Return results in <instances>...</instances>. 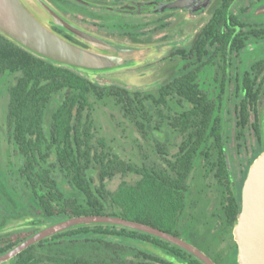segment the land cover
<instances>
[{
    "label": "trees",
    "instance_id": "trees-1",
    "mask_svg": "<svg viewBox=\"0 0 264 264\" xmlns=\"http://www.w3.org/2000/svg\"><path fill=\"white\" fill-rule=\"evenodd\" d=\"M223 8L215 11L189 50L200 67L205 63L208 46L213 58L227 55L235 45L232 33L221 31L226 15ZM178 53L186 55L183 49ZM199 70L186 69L159 87L157 95L129 91L118 84L99 85L80 71L39 57L0 33V78L12 76L6 112L9 140L20 158L18 175L36 210L57 220L82 214L118 215L179 235L188 181L198 156L209 162L211 154L216 153V175L227 190L231 184L224 156L222 96H211L201 87ZM106 96L115 100L140 131L151 121L153 108L162 114L168 110V124L182 135V140L171 155L161 146L165 165L131 164L97 137L91 98ZM254 100L251 95L249 103ZM172 102L181 104V109L171 112ZM246 105L243 100L242 124L248 117ZM254 130L260 133L256 123ZM128 172L136 176L133 182L123 180L116 189L108 188V180ZM232 200L230 225L235 224L241 205ZM35 231L0 238V254ZM116 239L148 242L150 248L158 245L185 260L175 262L143 251L135 264H204L196 257L186 258L182 248L156 236L107 224L57 232L28 246L8 264H43L45 259L51 264H110L122 254V246L112 241ZM66 244L83 246L85 251L80 255L64 252L61 246Z\"/></svg>",
    "mask_w": 264,
    "mask_h": 264
},
{
    "label": "rangeland",
    "instance_id": "rangeland-1",
    "mask_svg": "<svg viewBox=\"0 0 264 264\" xmlns=\"http://www.w3.org/2000/svg\"><path fill=\"white\" fill-rule=\"evenodd\" d=\"M24 1L50 25V17L42 10L36 0ZM43 1L61 15L60 10L52 1ZM94 11L96 10L91 11L87 9L86 12L79 13L82 18V21H78L81 24L79 25L87 31H94L92 32L94 35L112 44L129 48L131 52L128 55L133 60L130 65L111 71L96 73L81 71V73L99 85L118 84L121 87L127 88L129 91H140L154 95L158 94V88L161 85L182 72L180 57L173 55L171 51L175 48L188 50L195 33L205 23L209 13V10H207L206 13L191 16L184 12H173L165 18L167 26L163 29L160 28L159 24L155 23L157 19L154 21V16L125 17L124 19L132 21L135 24H137V21L142 24L140 29L136 28L135 34L139 37L138 41L130 42L123 36L117 37L114 33L107 32L108 29L106 28H102L99 32L95 33V27L91 25V18L88 15V13ZM98 12L101 13L100 11ZM100 15L101 17L99 18L104 20H109L113 17L104 11ZM150 20L155 25L145 27V23H148ZM257 51L263 52L264 46L259 47ZM216 70L217 65L213 63L202 65L199 70L201 87L209 95L214 97L219 91L217 82L219 75ZM11 81L12 76L8 74L0 78V238L17 233L35 231L58 219L47 218L36 210V206L29 192L18 175L17 169L20 158L10 143L6 121L9 98L8 88ZM260 88L258 111L262 119H264V84ZM91 102V112L96 126L97 137L102 138L108 149L118 153L121 158L131 164L137 166L155 164L157 166H163L165 164L159 152L161 146L163 145L166 153L171 155L177 150V146L182 140V135L168 124V119L166 118L168 110L166 109L163 110L164 113L162 114L159 113L157 107L153 108L151 111V121L144 126L143 131H140L128 117L123 115V112L112 97L106 96L102 99L92 97ZM170 109L171 112L179 111L181 104L172 102ZM225 110L227 112L224 115ZM220 114L225 117L226 122L224 132L225 136L228 137L226 144L227 151L230 155L228 163L230 162L229 164L232 166V169L228 168L229 179L233 186H236L237 183L238 185L240 183L238 171L235 169V166L237 168L240 167L238 158L241 155L248 157V164L246 162L242 164V167H245L243 171V178L245 179L246 168H249L251 162L262 152V147L254 145V135L250 128L241 130L239 141L234 138L236 129L233 118L232 98H229L226 104L224 97H221ZM156 129L159 131H156ZM255 147H257L256 150H254ZM215 159V155L210 157L209 162L202 156H198L195 159L194 168L188 181L189 188L186 209L182 217L183 223L188 221L187 216L197 209L200 210L202 208L207 215L211 212H219V201L222 199V183L214 172L215 167L213 162ZM135 178L136 176L132 172H128L125 175L117 174L107 181V186L110 190H114L121 181L133 182ZM183 226L182 237L180 238L189 239L191 241L189 243H193L194 246L205 253L211 254V256L214 255L216 246L223 245L219 237V232L212 233L213 226L204 225L202 232L195 235H193V232L191 233L193 230L191 226L184 224ZM112 241H116L122 246V254L118 260L111 259L110 264H135L138 261L137 257H141L139 253L143 251L152 254H155V252L163 254L159 248H152L150 250L148 244L132 243L118 239ZM71 247L67 244L62 245L61 250L64 252L70 251L79 255L83 253V250L85 251L83 246ZM154 250L155 252H153ZM233 257H235L234 254ZM1 264H8V261ZM43 264L51 263L45 259Z\"/></svg>",
    "mask_w": 264,
    "mask_h": 264
},
{
    "label": "flooded vegetation",
    "instance_id": "flooded-vegetation-1",
    "mask_svg": "<svg viewBox=\"0 0 264 264\" xmlns=\"http://www.w3.org/2000/svg\"><path fill=\"white\" fill-rule=\"evenodd\" d=\"M52 1L60 10L61 16L65 19L76 25L77 27L83 29L78 23L82 21L81 15L79 13H84L87 9L96 10L94 12L88 13L91 18V25L95 27V33L99 32L102 28L108 29L107 32L114 33L117 37H125L130 42L138 41L139 37L136 33V28L140 29L142 27L141 22L133 23L124 19L125 17H145V16H154L157 21L156 24L160 25V28L167 26L165 18L168 17L173 12H184L191 16H198L200 14L208 12V17L205 23L197 30L194 35L191 46L188 50L184 48H175L171 53L175 56L180 57V65L182 68V74L186 69L192 70L195 68L200 69V62L196 63V57L193 53L189 54V50L192 48L193 44L199 37L201 31L205 25L210 21L215 11L224 6V11L226 12L225 19L222 22L221 31L224 34L229 32L232 33V37L235 40V44L232 49L228 52L227 55L221 56L216 55L213 58H210L211 47L208 46V54L204 58L205 64L213 63L217 65L216 72L219 77L218 82V93L224 97L225 103L229 101V98H232L233 101V118L235 125L234 138L239 141L241 137V130L245 128H250L254 135V145H259L264 150V119L259 114L258 111V102L261 92V86L264 84V51L258 52V48L264 46V0H196L188 1L183 0L182 4H175L177 0H50ZM164 4L168 6L164 7ZM172 4H175L172 6ZM108 12L112 19L104 20L101 17V13ZM80 17V18H78ZM122 17V18H121ZM104 18V17H103ZM77 23V24H75ZM80 24V25H79ZM144 24V23H143ZM145 27L154 26L153 21L145 23ZM50 26L57 31L58 33L64 35L68 39L78 44L87 46L84 41L77 38L67 29L58 26L52 22L50 19ZM92 27V28H93ZM143 26V28H145ZM85 30V29H83ZM91 34L94 31H87ZM94 35V34H93ZM255 44V45H254ZM185 50L186 55H181L178 53V50ZM195 66V67H193ZM215 72V73H216ZM179 74V75H180ZM178 76V75H177ZM216 79V78H215ZM162 86V85H161ZM160 86V87H161ZM222 87V91H221ZM159 89V88H158ZM206 91V90H205ZM207 92V91H206ZM208 93V92H207ZM254 96L255 100L253 103H249V97ZM245 100L247 105L248 117L246 121L242 124L240 111L242 107V101ZM227 110H225V113ZM223 123V140H224V156L225 160H230V155L227 151L226 144L228 137L225 136V117L221 116ZM260 129V133L257 134L254 130V124ZM231 138V136H230ZM238 145V142H237ZM257 147L254 148L256 150ZM251 153V149H250ZM216 158V153L211 154ZM250 156V155H249ZM227 157V158H226ZM244 158V159H243ZM238 163L240 167L235 169L238 171V177L240 183L236 186H233L232 182L230 184L229 190L225 187L224 184H221V196L222 199L219 201V212L207 213L201 208L200 210H195L192 214L187 216L188 221L183 223V213L186 209L187 203V193L185 196V207L180 219V224L177 228L179 235L182 237L183 224L191 226V233L193 235L200 234L204 229V225L213 226L212 233L215 234L219 232V237L221 239L222 246H216L214 249V255L206 254L216 263V264H237L236 260V251L237 244L233 236V225L229 223V216L231 215V205L232 199L238 200L241 203V188L244 182L243 171L245 167H242V164L248 161V157L241 155L238 158ZM230 163V162H229ZM227 165L229 169H232L231 164ZM227 164V161H226ZM248 167V165H247ZM247 169L245 173L247 174ZM216 175V170H214ZM245 174V175H246ZM217 177V175H216ZM218 178V177H217ZM228 209V213L226 210ZM174 234V233H173ZM223 234V235H222ZM176 235V234H175ZM194 237V236H193ZM184 238V237H183ZM187 242H191L189 239L184 238ZM220 243V244H221ZM143 244H148L144 242ZM193 244V243H192ZM144 245V246H145ZM150 248V246H149ZM154 248H159L162 250L163 254L155 252V255L162 258L167 257L168 259L179 262L185 261L184 258H179L169 250H164L163 248L156 245ZM152 250V248H150ZM184 250V249H183ZM186 251V250H184ZM187 254L184 256L186 258L195 257L192 253L186 251ZM204 252V251H203ZM205 253V252H204ZM190 254V256L188 255ZM233 254L235 257H233ZM197 258V257H196ZM198 259V258H197ZM202 262V261H201ZM203 263V262H202Z\"/></svg>",
    "mask_w": 264,
    "mask_h": 264
},
{
    "label": "water",
    "instance_id": "water-1",
    "mask_svg": "<svg viewBox=\"0 0 264 264\" xmlns=\"http://www.w3.org/2000/svg\"><path fill=\"white\" fill-rule=\"evenodd\" d=\"M182 1L177 0L175 4H182ZM36 2L54 24L67 29L87 46L55 31L24 0H0V33L39 57L80 72L111 71L132 62L133 59L128 55L131 52L129 48L112 44L68 22L43 0ZM226 161L228 165V159ZM92 224L116 225L151 234L192 253L204 264H216L202 250L171 232L110 214L73 215L44 225L0 254V264L57 232ZM233 236L237 244V264H264V150L251 162L244 179Z\"/></svg>",
    "mask_w": 264,
    "mask_h": 264
}]
</instances>
